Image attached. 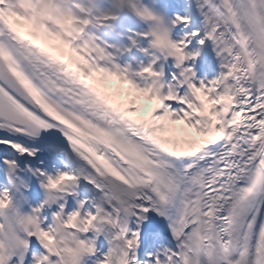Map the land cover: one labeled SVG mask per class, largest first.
I'll use <instances>...</instances> for the list:
<instances>
[{"label":"snow or ice","instance_id":"6c2138e0","mask_svg":"<svg viewBox=\"0 0 264 264\" xmlns=\"http://www.w3.org/2000/svg\"><path fill=\"white\" fill-rule=\"evenodd\" d=\"M195 4L204 18L199 43L213 41L225 71L197 82L195 70L181 66L200 55L186 56V49L201 33L173 42L168 31H153L152 46L169 50L180 69L162 95L129 79L126 70L99 63L95 54L104 49L98 45L65 40V31L80 37L90 21L63 10L59 0H0V130L38 137L56 128L86 165L54 175L37 169L49 197L33 212L81 178L102 193L92 202L96 215L86 208L88 201L78 200L67 213L60 204L47 226L26 217L35 226L25 228L26 238L0 223V264H10L16 253L25 264L33 237L44 249L33 264H80L83 255L94 253L95 241L81 237L75 249H61V233L78 234L82 216L79 232L86 233L101 214L116 231L98 264H114L113 250L120 254L118 264H141V231H133L130 220L136 217L139 229L152 212L170 221L176 243L143 264H264V0ZM136 14L158 19L147 8ZM190 23L189 15L172 21ZM144 74L161 75L151 64ZM185 86L181 95L178 89ZM0 144L36 155L20 143ZM4 163L11 177L16 164ZM10 204L6 189L0 211Z\"/></svg>","mask_w":264,"mask_h":264},{"label":"bare ground","instance_id":"6f19581e","mask_svg":"<svg viewBox=\"0 0 264 264\" xmlns=\"http://www.w3.org/2000/svg\"><path fill=\"white\" fill-rule=\"evenodd\" d=\"M131 0L125 1L126 4L130 3ZM61 3V0H59ZM114 3L116 0H108V3ZM124 1L120 3L122 6V11L126 10V6L123 4ZM191 4L190 7H196L195 0H177L176 5H180L182 3ZM138 8H142V4L136 3ZM145 8L149 9L153 15L156 17L160 16L159 7L154 6L153 4H146L144 6ZM171 7V6H170ZM65 11H72V8L70 6L64 7ZM100 11L97 10V13ZM102 13L105 11H101ZM185 12L182 11V14ZM75 14V13H73ZM120 15V14H119ZM127 22L121 20L118 16L115 20H112L111 24H97L96 21H90V23L84 28L85 31H97L100 27L104 28H124L126 26ZM152 24L155 26V23L152 22ZM191 24L196 27L197 32H200L201 35L194 39L193 43L194 45L199 44V40L204 38V18L200 15V12L197 11V13L192 16L191 18ZM190 24V25H191ZM133 28V27H132ZM73 35L75 33H68L64 39H67L68 41L74 40ZM84 39H89V37H84ZM148 41H141L143 44V47L146 49H135L134 54L129 57V59H134L136 56H139V59H144L145 62H148V60L151 58V54H153L154 50H149L148 44L146 43ZM85 45V43H82ZM151 44V43H150ZM120 45V44H118ZM153 45V44H151ZM150 45V47H151ZM134 46H131L128 48L131 49ZM120 48L123 47L120 45ZM201 55H199L196 60L203 65L207 73L211 72L212 75L214 74V79H218L219 74L222 71H225L221 67V56L217 55V47L211 40H206L204 45L199 44V48L197 49ZM156 48L155 52L152 57L155 59L156 56ZM105 56H108L107 54ZM125 57H128L125 56ZM124 58V57H123ZM152 59V60H153ZM107 63H110L112 60L110 58H107ZM154 61V60H153ZM234 63H236L234 61ZM137 64L139 62L134 63L132 67L129 70V73H127L128 77L131 79L137 78ZM109 65V64H108ZM108 68L111 70H117L113 66L109 65ZM143 71V69H142ZM235 75V74H234ZM141 79V77H138ZM143 80H148V77L143 78ZM229 108H231V105H228ZM0 139L8 140L13 143H20L29 150H35L36 155L35 156H28V155H20L17 153L14 149L11 147L0 144V171L5 172L6 177H10L8 166L4 163L5 160H8L9 162H14L16 164V169L12 172L11 176L13 177H19L24 179L25 183L27 184L25 186L26 192L28 194L31 193V195H34L35 192H32L36 186V183H40V181H43V177H40L38 173H36V170L39 169L40 171H43L47 174H55L57 171H78L80 168H85L86 165L81 160V158L78 156L76 152L73 151L71 145L68 143L67 139L63 135L61 131H59L56 128H53L48 131H42L38 137H30V136H23V135H16L6 130H0ZM31 170V171H30ZM36 173V174H34ZM87 174V171H85L84 175ZM34 177L35 180L32 178ZM44 182V181H43ZM10 191H13V185L8 186ZM75 191L78 192V195L81 196L83 199L81 201H88V208L92 210V214L96 215L95 209L92 208V202L98 201L99 197L102 195L97 189L93 187V185L89 184L87 180H84L81 178L78 180L75 186L72 187ZM75 195V194H74ZM31 202H34L31 201ZM41 204L39 201L34 202L32 204V208L36 209ZM44 211L42 209L39 213L41 214ZM159 223H161L159 226H157ZM170 221L158 216L155 212L149 213L148 218L146 221L143 222V224L140 226V228H137L138 221L136 217H132L130 220V228L133 231L136 230H142L144 232H141L142 236V243L141 247L138 250L140 259H143L146 256V253L148 250H150L152 247H154V250L158 252L159 248L157 246L158 243H160L161 247H174L175 241L172 239L171 230L169 228ZM93 232H96L95 229L99 227L101 234L106 238L107 242L109 239H113L112 233H114L116 230L111 228V225L107 222V220L103 217L101 214V220H98L94 224ZM152 231V234L147 233V231ZM97 234V233H96ZM110 248V245L108 249ZM153 250V251H154ZM110 251V250H109ZM151 251V250H150ZM155 252V253H156ZM113 256H114V264H117V260L120 258V254L118 250H113ZM141 264H143L141 262Z\"/></svg>","mask_w":264,"mask_h":264},{"label":"rangeland","instance_id":"374dc122","mask_svg":"<svg viewBox=\"0 0 264 264\" xmlns=\"http://www.w3.org/2000/svg\"><path fill=\"white\" fill-rule=\"evenodd\" d=\"M155 1L156 0H151L148 4H151L152 2H155ZM157 1L163 3L165 0H157ZM143 2H144V4H147L145 0ZM160 15H162V17H159L158 20L168 22L167 29L165 31L170 32L172 29V21H174V20H171V19L166 20L167 18L166 19L164 18V14L161 13ZM179 16H185V15H179ZM141 18L142 17H139L140 22H142ZM90 51H91L90 49L86 50L85 55H88ZM195 51H196V49H195ZM97 53H99V52H97ZM101 57H103V58H101ZM97 59H99L101 61L102 59H104V56H102V55L98 56ZM172 63L174 66H176V60H175V62H174V60H171V64ZM142 67H146V66H142ZM137 71L139 74V70H137ZM160 72H161V70H160ZM198 72H199V74L195 73V78H196L197 82H199L201 80H203L205 82L212 80L210 77H208V76H212V75L203 76L204 71H202V69H199ZM133 81H135L138 84H141L142 86H145L141 82V80L133 79ZM171 83H174V82L171 81ZM158 90L160 91V88ZM168 92H169V90H168ZM168 92H167V94H168ZM179 92H180V90H179ZM160 93H161V91H160ZM183 93H186V92H183ZM183 93L180 92L181 95H184ZM161 94L167 95V94H163V93H161ZM175 106H177V105L175 104ZM173 107H174V105H173ZM174 108H177V107H174ZM74 193H76V191L72 190V187H70V188L66 189V192L64 195L57 197V199L55 201L58 204V206L60 204H65V206L67 208L66 213L71 212L72 210L76 209L77 208V201L78 200L81 201L83 199L79 195H74ZM65 201H66V203H65ZM86 208L89 209L88 206H86ZM11 212H15V211L11 210ZM22 213H23V211H18L16 215H10V220L12 222H10V223L7 222L6 224L10 226V231H15L18 234H20L21 237H25V232H24L25 227L23 226V223L21 221L23 219ZM84 219H86V217L82 216L81 219L79 221H77V225H78L77 233L78 234H64L63 236L60 237V239L62 241L60 248L63 249L65 247H67V248L75 249L76 246H74V245H77V240L81 237L86 239V240H88V239L94 240L95 243L92 245V247H94V249H95L94 253L83 255L80 259V264H98V262H103L104 258L109 254V250H110V248L108 249L109 243L107 242L106 238L101 234V232H99L98 235L96 234V232H93L94 227L90 228L89 231L86 233L79 232V229L85 226L83 223ZM32 231H34V229ZM157 246L159 248L158 249L159 251L163 249V247H161L160 243H158ZM150 250L147 251L146 256L143 258V260H141L142 263H143V261L148 260L149 256L151 254H154L156 252L154 250V247H152ZM13 257H15L16 259H19V253H16ZM117 264H118V260H117Z\"/></svg>","mask_w":264,"mask_h":264},{"label":"clouds","instance_id":"9594fccd","mask_svg":"<svg viewBox=\"0 0 264 264\" xmlns=\"http://www.w3.org/2000/svg\"><path fill=\"white\" fill-rule=\"evenodd\" d=\"M157 50H159L158 48H157ZM64 234L63 233H61V236H63ZM74 246H76V247H78V245H74Z\"/></svg>","mask_w":264,"mask_h":264}]
</instances>
